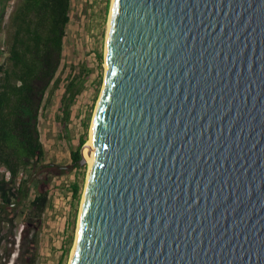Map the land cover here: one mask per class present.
Instances as JSON below:
<instances>
[{
	"label": "water",
	"instance_id": "1",
	"mask_svg": "<svg viewBox=\"0 0 264 264\" xmlns=\"http://www.w3.org/2000/svg\"><path fill=\"white\" fill-rule=\"evenodd\" d=\"M109 15L68 264H264V0Z\"/></svg>",
	"mask_w": 264,
	"mask_h": 264
},
{
	"label": "trees",
	"instance_id": "2",
	"mask_svg": "<svg viewBox=\"0 0 264 264\" xmlns=\"http://www.w3.org/2000/svg\"><path fill=\"white\" fill-rule=\"evenodd\" d=\"M71 6L72 0H21L10 19L9 47L5 53L0 51V214L8 215L0 221L12 225L18 216L16 207L22 204L21 197L25 195L24 186L28 181L20 171L27 167H32L35 173L38 170L33 181L35 195L22 213L21 247L27 251L26 244L29 248L34 245L42 215L50 204V190L44 186L47 181L40 178L43 169L49 166L44 164L45 150L40 140V112L49 92L64 87L59 98L58 110L62 115L58 122L65 124L78 120L72 106L83 91V75L89 77L88 71L77 74L71 71L64 79L59 75ZM2 18L3 15L0 22ZM2 53L7 54L4 61H1ZM98 58L101 63L102 55ZM101 82L98 81L96 95L100 92ZM87 132L88 125H85L84 136L79 138L76 149L70 151L71 165L76 170L82 167L80 150L86 142ZM69 187L76 205L81 199V188L77 182ZM33 231H36L35 235ZM72 239L70 236L68 242L63 243L58 264H63L69 254ZM2 240L0 237V242ZM14 251V246L5 251L0 248V264H8ZM34 260L32 253L30 263Z\"/></svg>",
	"mask_w": 264,
	"mask_h": 264
},
{
	"label": "rangeland",
	"instance_id": "3",
	"mask_svg": "<svg viewBox=\"0 0 264 264\" xmlns=\"http://www.w3.org/2000/svg\"><path fill=\"white\" fill-rule=\"evenodd\" d=\"M20 2L21 0H0V16L3 15L0 22V51L4 53L10 44V19ZM111 3L112 0H72L71 19L66 27L59 75L64 79L71 71L76 74L88 71L89 77L83 75V91L72 106L73 114L78 118L75 122H58V117L62 115L58 110L59 98L64 87L50 91L46 97L44 109L39 115L38 128L45 150L44 164L49 165L43 169L44 174L40 178L47 181L44 186L50 190V204L42 215L40 229L36 230L34 245L29 248L27 243L29 251L25 249V252L21 247V232L24 229L22 213H25L26 205L35 195L33 181L39 171L35 173L32 167L21 170L22 177L28 181L24 186L25 195L21 197L22 204L16 207L15 213H18V216L12 225L0 221V237H3L0 242L1 250L5 251L13 246L15 248L8 264H58L62 245L72 236L70 252L63 261V264H68L89 169L87 163L85 167L76 170L71 165L70 151L76 149L79 138L84 136L85 125H88L86 142L89 141L92 117L100 94L99 92L96 95V87L98 81H102L101 91L105 73L104 50ZM4 53L1 55V61L6 58L7 54ZM100 54L103 57L101 63L98 58ZM74 182L81 188V199L76 205L73 204L69 187ZM6 216V213L0 214V218L5 219ZM36 231L32 234L35 235ZM26 247L24 244V248ZM32 253L35 260L30 263Z\"/></svg>",
	"mask_w": 264,
	"mask_h": 264
},
{
	"label": "bare ground",
	"instance_id": "4",
	"mask_svg": "<svg viewBox=\"0 0 264 264\" xmlns=\"http://www.w3.org/2000/svg\"><path fill=\"white\" fill-rule=\"evenodd\" d=\"M111 6H112V3H111ZM109 20H110V15H109ZM108 27H109V21H108ZM107 31H108V28H107ZM104 66H106V65H104ZM91 148H92V144H91L90 136H89V141L86 142V144L84 146V149H83V154H84V156H85V158L87 160L89 169L91 167L92 160H93V151H91Z\"/></svg>",
	"mask_w": 264,
	"mask_h": 264
}]
</instances>
